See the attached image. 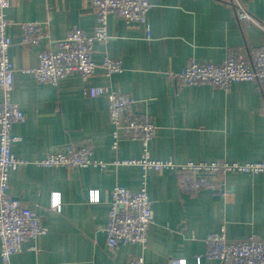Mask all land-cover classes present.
<instances>
[{"label": "crops", "instance_id": "obj_1", "mask_svg": "<svg viewBox=\"0 0 264 264\" xmlns=\"http://www.w3.org/2000/svg\"><path fill=\"white\" fill-rule=\"evenodd\" d=\"M92 1L12 0L6 12L15 67L10 99L25 118L13 125L12 154L24 163L11 170L9 192L46 228L40 238L27 240L10 264H136L140 257L142 264H221L204 254L206 238L223 226L230 240L264 241V173L227 174L223 189L184 193L170 171L144 173L139 166L117 163L141 158L143 146L123 140L113 149L108 100L88 95L92 87H105L134 98L135 110L158 127L149 144L155 160L264 161V82H235L226 91L187 86L173 76L192 60L222 64L229 50L252 56L261 49L264 0H240L254 21H239L233 0H149L150 38L142 24L110 15V39L95 42L92 59L98 67L87 81L73 73L53 86L25 73L38 66L39 52L50 42L75 28L94 34ZM25 23L41 25L39 46L21 43ZM105 56L120 60L123 71L107 76L101 67ZM85 143L94 159L109 165L107 171L36 164L49 152ZM143 182L153 211L147 243L112 248L104 231L111 191L121 186L138 192ZM54 193L61 194L60 210L52 206Z\"/></svg>", "mask_w": 264, "mask_h": 264}, {"label": "built area", "instance_id": "obj_2", "mask_svg": "<svg viewBox=\"0 0 264 264\" xmlns=\"http://www.w3.org/2000/svg\"><path fill=\"white\" fill-rule=\"evenodd\" d=\"M238 10L239 21H254L240 0H233ZM12 0H0V90L4 100L0 101V255L4 264H10L14 255L22 252L23 244L30 239H38L46 233L42 218L29 207L15 200L10 194L9 177L11 170L24 162L12 154L13 125L24 121V114L11 102L10 94L14 85L15 67L10 58L13 45L8 29L11 22L7 10ZM97 26L92 36L80 29H73L62 40L52 41L48 49L39 52V64L30 73L40 84L57 86L59 82L73 73H79L84 81L94 76L98 64L92 56L96 41L107 42L108 18L114 15L126 24L140 23L150 38L148 12L149 0H93ZM22 44L39 46L44 35L38 23L21 25ZM101 67L107 76L121 73L122 62L105 56ZM182 84L187 86L207 85L229 91L235 82L251 81L261 85L264 82V46L252 56L229 50L222 64L200 63L190 61L180 72L174 74ZM90 97H106L113 125V149H117L123 140L139 141L143 154L137 160L117 162L122 165L139 166L144 173L153 171H170L179 179L182 192L197 194L202 190H220L224 188L223 177L227 174L264 173V161L249 163L228 162H188L180 164L173 160H155L152 158L149 144L156 137L158 127L150 116L135 110L137 101L124 94L105 87H92ZM93 148L85 143L80 147L68 145L64 151H52L36 164L46 167L87 168L98 167L107 171L109 165L94 159ZM115 165V163H114ZM94 196L92 202L98 201ZM152 203L147 193L146 183L138 192L116 186L111 191V208L105 234L107 243L115 248L126 244L145 246L148 231L153 224ZM56 210H60L53 207ZM204 256L217 260L221 264H264V241L254 236L245 240H230L223 226L219 232L206 238ZM184 263L185 260L174 263ZM142 264L143 258L135 261Z\"/></svg>", "mask_w": 264, "mask_h": 264}, {"label": "clouds", "instance_id": "obj_3", "mask_svg": "<svg viewBox=\"0 0 264 264\" xmlns=\"http://www.w3.org/2000/svg\"><path fill=\"white\" fill-rule=\"evenodd\" d=\"M52 206L56 207L57 209L61 206V194L60 193H54L52 198ZM183 264V262H182Z\"/></svg>", "mask_w": 264, "mask_h": 264}]
</instances>
